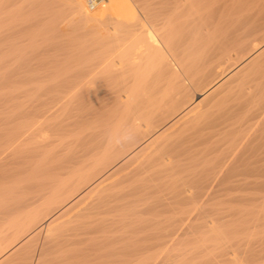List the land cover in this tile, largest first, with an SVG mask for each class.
Returning a JSON list of instances; mask_svg holds the SVG:
<instances>
[{
    "label": "bare ground",
    "instance_id": "obj_1",
    "mask_svg": "<svg viewBox=\"0 0 264 264\" xmlns=\"http://www.w3.org/2000/svg\"><path fill=\"white\" fill-rule=\"evenodd\" d=\"M26 2L28 3L26 4L25 8L27 7L28 10L33 12L31 18L29 16V19H30L29 21L32 20L33 22L37 23L38 26H40L41 28V29L37 28L39 30H42V28L44 29L45 28L44 26L47 25L48 21H50L49 16L47 17L48 14L50 15V13L52 12L51 13L52 16H50V18H54V16H56L55 14H53V12L56 11L55 10L56 6L62 3L64 4L65 7H67L66 11H68V13L72 16V19H73L72 21H74L76 24H79L80 26L82 25L83 26V27L81 26L82 29L85 28V34H88V32L86 31L90 29V32L92 31L93 33H96V34H93L97 36L95 40L97 39L100 41L104 40L105 42L109 41L110 43H114L115 46L112 47L107 52H103L97 56L94 55L95 56L94 58H92L91 55L93 53L91 52L95 50H92L90 48L92 50L90 52V57L92 59L87 58L86 61L85 59H83L84 62L83 60L80 61L81 59L80 60L78 59L79 60L78 62L79 63L81 62L82 64L81 63L79 64L78 62H77L78 64L76 63L77 59L73 55V52L72 54H70V56L72 55L71 57L68 56L69 53L67 54L68 57L66 58H64L63 56H60L63 58V61H62V58H61V61L60 59L57 60L59 61L60 65H58L57 62L53 60L55 62L53 66L57 64L58 67L64 66L63 64L65 62L64 61L65 59H67L66 61H68V58H71L72 60L71 59L69 60H71L72 62L69 61V66L67 62V65H65L67 67L65 66L63 68L60 67V69H62L61 71L56 66L55 72L56 73L59 72L58 73L59 76H57L58 74L57 75L54 74V76L57 78L53 80L54 83L53 81L51 82L52 85L48 83L50 85L49 86L47 85V83H45L47 87L49 86L47 90L49 89L48 93L50 94V96H51V92H53L56 95L51 96L53 97L51 99L49 98L50 97L49 94H48L49 97H47V95L45 94V96L51 100L48 101V103H45V105L43 106L44 107L43 110L41 109L42 111H40L39 107L36 106V108H38L39 109L38 111L40 112L37 113V111L35 110L36 108H35L34 110L36 111L37 116L36 114L30 115V116H34L36 118L35 119L33 117V119H35V120L32 119L33 121H36L38 120V118H40V119H43L41 123L42 122L44 123L45 120H47L48 118L50 119L51 117L56 115V113H59V111H60V115L64 114L63 112L65 110L64 109H63L64 111L61 110L63 106L65 107L66 105H68L70 109V107L73 106L74 104L75 105L74 110H73L74 112L69 113L70 110L68 112L65 111V114H66L65 120L64 121L61 120L62 122L55 124V125L54 124L49 125L51 127H49L45 123L46 126L44 125L45 127L44 126L43 127L47 129L46 127L48 126L49 130L47 129V131H49L50 135H52L51 138H53L54 136L56 138L60 137L59 140H55L56 138L54 137L53 141H49L50 139H49L48 134L47 136L41 135L42 133L44 134V132L40 134L41 135L39 136L40 138L37 136L38 141H36V143H39L40 145L39 150L41 151L43 149L44 153L43 154L42 152L40 153V155L42 156L37 154L39 157L38 159H36V161L37 160L38 161L34 164V166L32 167L30 166L29 168L30 171L29 170L25 171L27 173L26 175L27 177L25 176V179L23 178L24 180L21 179L22 181H20V179L18 180V182L16 181L17 184L12 188L10 187L11 189L5 195H3V199L2 201H0V236H3V238L9 236V238H7L8 240L6 241L7 243L5 242V244H8V241L9 240L10 241L7 247L4 245V243L0 244V250L2 249L1 245L2 247L4 245L6 249L9 246L17 245L20 242L19 240L21 239V236L23 237L24 235H26V233L28 234V232L32 231L33 227L36 226L37 220L39 222V219L43 218L42 217L43 213H45V216H44L45 218L43 219H46V221L48 220L47 225H48V229L50 230L52 229V227L54 228V225L56 224L58 225L57 222H59L63 217H64L63 219H66L65 217L70 215L69 218L72 216L74 218L75 217L77 218L78 222L77 220H72V218H70L72 221L77 222V224L74 227L72 226L73 228L68 226L67 223L63 224V225L66 224V226H68L67 228L68 232L71 231L68 236L69 239L67 238L68 232L66 231L65 232L67 234H65L64 232L63 233L60 232L62 230L58 232L59 234L60 233L65 234L62 236L60 235L63 238L59 237V235L58 236H56V234L54 235L58 237L59 239L61 238L60 240H57L58 242L59 241L64 242L65 241L64 238H66L68 239L66 240L68 242V243L66 242L67 245L68 244L71 245L74 243V241H75L74 244H77L76 241H78L79 239H77L76 237L82 238L81 240L84 239L82 241L84 243V241L87 240L86 239L87 237L89 239L91 238L90 240H92L93 237H90L91 235L96 236V234L98 235V233L102 235L101 232H103L104 230L103 228L106 225L111 226V224L112 225L116 224V227L118 228L120 226V222L124 224L126 220L130 221L129 218L134 217V214L136 215V213H138V212L135 213V211L138 210L140 212V210L142 209L141 207L139 210L137 209V207L141 205L142 206L148 205L149 203L148 201L149 200L151 201L152 198H153L152 202L154 203L156 200L154 199L155 198L154 196H156L157 193H159L160 191L166 188H167L166 190H169L170 188H172L173 189L172 191L173 192L175 191L174 198H176L179 202H182V204L183 202H185V204L190 206L191 209L193 210V212H191L193 216H195L194 215V211H195L197 214L196 216L198 217L199 215H203V213H205V211L202 212L200 210L201 204L199 207L198 203L199 202L208 203L209 201L211 202V201L216 200L215 197L217 195L215 193L218 192L219 190L231 189V188L236 187V190L242 191L243 190L242 187H244V191H245L246 190L245 187H246V188H249V191H250V188H251L250 186L253 187L254 184L258 190L264 187V181L262 180L257 181L259 178L264 179L263 176L260 177V174L264 173V128H263V125L262 127L259 128V129L263 128L262 131L258 130L260 132L257 133L256 135L257 139H256V136L254 138L255 141L257 140L258 142L256 141L257 143L251 146V149H245L244 147L243 148L236 147V148H231V150L228 151V148H229L228 147L226 149L227 150L226 153L223 154V150H222L223 148H222L221 149L222 151L220 150V152L218 151L216 153L217 156L212 154L213 152L215 154L216 148L214 150H212L213 148L211 149V144L213 142V139L214 137L216 138L215 136L216 134L214 133L212 135L211 132L213 133V131H215L214 130L215 128L216 130L218 129L216 126H219V125L222 126V124L226 125V123L227 122L229 123V121L232 120L235 116L239 118L238 116L239 114L244 117L243 120H246L247 118H248L247 120H249V117L250 116L252 117L251 110H250L252 109L251 107H253V109H257L255 107H259L260 111H262V107H264V95L260 93V90L262 88L264 89V86L260 90H258L259 93L258 91L255 92L253 91L255 90L253 88H254V85L256 84H254V82L251 81L253 77H255L256 81L258 80L257 77L254 76L255 75L254 73L257 71L256 67H258V69L260 67L257 65V63L261 64L259 62L264 60V0H107L106 2L101 4L96 9L92 10V12H90V10L86 8V5L83 3L82 0H33V1L27 0ZM12 15L13 13L11 14V16ZM63 16L64 14L60 16L61 18L59 17V20H62ZM12 17L15 18L17 16L14 15ZM27 21H28V18H27ZM0 24H1V21H0ZM25 26H28V25L26 24ZM50 26H52V24ZM111 26L112 27L116 26L117 29L110 33L108 32V34L106 35L105 32L108 31ZM34 27H37V26H34ZM52 27H55V26H52ZM62 27L64 26L62 25ZM25 28L26 27L22 29L24 31L30 30V28L29 29H25ZM39 30H36V31L38 32ZM45 31L47 32L48 30H45ZM60 31H57L59 32L58 34H61ZM20 32L22 33V31ZM53 32L55 31H52V34H54ZM57 32H55V34ZM52 34H49V35H52ZM4 36H6L7 38V35H4ZM93 38H92V41H93ZM182 39H183V44L181 43ZM4 40H7V39L4 38ZM36 40L37 39H35V42ZM55 40L53 41L55 42ZM60 40H61V37H60ZM48 41H46V43H48ZM71 41H73V39ZM0 42L2 43L3 41H0ZM56 42H59V40H57ZM83 42H85L84 39H83ZM94 42H97V41H94ZM109 42L105 44L106 45L108 44L109 46L110 45ZM55 44L56 43H54V45ZM84 44L86 43H83V45ZM105 44L103 43V45ZM106 45L104 47H106ZM111 45L113 46V44ZM32 47L33 49L35 48L34 46ZM96 47H97V44H96ZM87 48H89L88 45H87ZM32 51H35V50H32ZM32 51L30 52L33 53ZM75 51H74V54L77 53ZM13 53L15 52H12V54ZM81 53L84 56V52H81ZM17 54L19 53L17 52ZM46 54L48 55V52ZM65 54L63 53V55ZM22 55L24 56L23 52H22ZM54 57L56 56L54 55ZM245 57H247V59ZM54 59H57V58H54ZM15 61L16 60H14V62ZM38 62L40 61L38 60ZM37 63L36 65L40 66ZM42 63L43 62H41V64ZM45 63H47V61ZM254 65H257V66L254 67ZM262 65H264L263 61H262L261 66ZM252 66L254 67L252 68L253 71L255 70L256 71L253 72L254 74L253 77H251L252 74L251 76H248V77H251L250 81L251 83L253 82L254 85L252 86L249 83L251 86L247 84V87L250 86L249 88H251V91H253L255 95L257 93L259 94V95L257 94V99L255 98V96L250 97V93L251 94L253 93L250 91L249 88L247 89L246 87V91H243V89L240 87L239 90L240 92L241 91L243 92V96L241 95L240 92H239L240 94L237 93V95L239 96L241 95L242 97H239V99H236V100L233 99L234 102L230 101V103H232L231 106L224 107L222 105L223 108L222 106H220L221 108L218 110L217 115H213L214 111L211 114L212 116L206 115L205 113L206 111L204 107H208V106L207 105L204 106L205 103L211 101V103L209 102V104H214V102L216 103L217 101L221 100L220 98H223L222 96L227 95L228 93L233 94L232 90L234 89V87H232V85H234L235 83L233 81L235 80L236 75H237L236 77L237 81L239 80L238 81L239 84L244 82V79H246V82H247L249 79H247L248 77L246 78V76L250 74V72L248 73V70L250 71V68ZM223 69L225 71L228 70L227 72H229V73H225L222 75V76H225L227 74L225 77L221 78V80H219L217 84H214V86H211L208 89H206L205 87V91L200 90L201 92L200 91L199 93L197 92V94L193 98H190V95L192 93H190L189 95V92H191L192 90H190L191 88L189 89V87L199 86L198 88H202L200 87L202 86L200 84L203 81H206V79L211 77V75L216 74V72L218 71L221 73V70ZM260 69L262 70V68ZM259 70L257 72H259ZM44 72L45 71H43V73ZM124 73L129 74L130 75L129 78ZM240 73H241V76H242V73L244 75L242 78L239 77L241 78L242 82H240V79H238V75ZM263 73H264V67H263L261 74L264 75ZM123 74L125 77H127V78L124 77L125 80L126 79L128 80H127V84L124 83L125 87L124 85H122L124 88L121 89L120 88L121 80L119 79L118 83L116 81H118L119 77L123 78ZM257 74L259 76V73ZM39 76L41 75L39 74ZM104 76H105V79L107 78L106 80H108V82L110 81L109 82L110 85L107 86L109 87V90L110 91L115 90V91L112 94L109 93L108 92L109 90L106 89L107 87H104L105 86L104 85L102 86V88H105L108 94L105 95L106 92L105 93L101 92V94L103 93L105 95V96H101L99 92L100 96L98 95L95 97V94L98 91H100L99 86L102 85V84L100 85V83L103 82L102 79H104L103 78ZM12 78H15V77H11V79ZM47 78L48 77H46V80ZM100 78H102L101 79L102 81H99L100 83L98 86L97 81ZM211 80H208V81H211ZM261 81L262 80L260 78V83H261L260 85H262L264 79L262 82ZM121 82H123V80ZM208 83H210L211 85V82H208ZM103 84L105 83L103 82ZM242 84L244 85V83ZM97 86L99 88H97ZM237 86L238 84L236 85L234 89V91L236 90V92L238 90ZM257 86L258 85H256V87ZM45 88L46 87H44L43 90H45ZM102 91H104V89ZM86 94L87 95L89 94V96H87ZM220 94L221 96L219 97ZM221 102L222 100L220 101V105H221ZM215 105H217V103ZM216 111L217 110H215V112ZM263 111L260 113L261 114L264 113ZM34 113L35 112L32 111V114ZM246 114L249 116H247V118L245 119L244 115ZM30 116L26 118L31 119ZM238 118L235 117V120L233 119V121H237L236 119ZM244 122H247V121H244ZM230 123L232 122L230 121ZM237 123L240 124L242 122L237 121ZM34 124L36 125V123ZM197 125L199 126L198 131H191L189 132V134L186 133L187 134L185 135L186 137L182 138V135L185 133L184 132L185 128L189 130V126L190 128H192ZM39 126L41 128L42 124L40 125L39 123L38 127ZM235 126L236 125H234V127ZM226 127L224 128L225 132L227 131L226 129L231 127V125L228 126V128ZM234 127H231L230 129ZM44 128H41V129H44ZM244 128H245V125H244ZM249 129H251V126ZM234 130L232 131L233 133H234ZM217 131H221V130L218 129ZM217 135L221 136L218 133ZM236 135L239 138V135L238 134ZM244 135L243 134L240 135L242 137L241 139H243L246 136ZM247 136L249 137L250 134L249 135L247 134ZM247 136H246V140L248 138ZM31 137L32 138L30 139H33L32 135ZM27 139H28L27 135L25 136V139L22 138L23 142H26V143L28 142L26 141ZM16 140L18 139H15V141ZM214 140L216 143L219 141V140L216 141L217 139H214ZM246 140L243 142H246ZM255 141H253V143ZM242 143L239 141L240 145ZM235 144L233 143L232 145L231 143L232 146H234ZM37 147H34V148L37 150ZM20 150H16V152L17 151L19 152ZM25 152H28V151L25 150ZM219 153L221 155H219ZM211 154L212 156H215V157H209V155ZM21 156L23 155H20V157ZM114 158L115 159L117 158V160L119 159V161L116 164L114 162L115 165H113L112 164L113 162L111 161V160L114 161ZM199 162L201 163L202 165L201 168L203 169L199 171L201 173L197 174V178L196 177L192 178L194 176H192L193 174L191 175V172H192L191 169H193V172H194V168L197 166ZM238 164H239L238 166L239 168H240V165L246 166L247 168L246 167L245 169L241 168L242 170H240L236 168L237 167L236 165ZM189 169L191 170V172ZM196 169H195V172H196ZM184 172L185 174L188 172L186 175L188 176L190 174V176H188V178H184L183 177V175H185ZM254 175L256 176L257 179H255V181L252 179L254 181L253 183L251 180H248V179ZM250 182L253 184L251 185ZM110 183H111V187H109L110 185L108 186V184ZM192 183H197L198 185L197 189H199V194L197 196L189 194L190 192L189 188H191L190 185H192ZM14 184L15 183H13V185ZM106 186L110 188L108 191L111 190L110 192L111 194H109V192H106L108 194H105V195L99 194L98 197L93 198V195H96L95 193L99 192V190L101 189H104V187ZM255 186L253 188H255ZM112 187L113 189L116 188V191L117 190L118 191L115 193H112L113 191H115V190L112 191ZM119 187H120V190L117 189ZM238 188H241L242 190ZM165 192L168 193L167 191L164 190V193L160 192L159 196L161 194H165ZM197 193L198 192H196V194ZM157 200L159 201V199ZM173 200L171 199V201ZM226 201L228 200L226 199ZM165 204L166 203H164V207H165ZM187 205L185 206H186V209L188 210ZM51 206L55 207V208L53 207L54 209L52 211L49 210ZM181 206L180 204L178 205V207H180V209L178 208L180 212L182 211ZM191 209L189 208L188 211L185 210L186 212L183 210L184 211V213L182 212L183 215L186 214L187 212H188L187 214L190 215L191 214L190 211H192ZM210 210H208L206 213L209 212L210 214L211 213L213 214L215 212L216 213L219 212L216 209H215L216 211H213V212L212 210L211 211ZM165 211L163 210L164 218H165V215L167 214L165 213ZM234 212H236V210ZM259 212L261 213V211ZM46 213L48 214L53 213V215L52 216L50 215L51 217L47 215L48 217H50L48 218L46 216ZM172 213L176 214V211L175 212L172 211L168 215H171ZM260 213H258L257 215H260ZM179 214L177 213L175 217L177 218ZM210 214H208V219H207L208 221L202 219L205 221L203 226L201 225L203 221H201V223L199 224L200 227H203L202 230H204L205 233L204 231L202 232L200 228L199 230L201 232H198V233H201V234L204 233L202 234L204 235L203 237L208 236V233H210L211 234L210 239L213 238L215 240H218V237L220 238L225 233L228 234L227 233L228 230L225 228L226 232L224 230L221 231L220 233H222V235L219 236L218 233L221 228L218 227L219 228L218 230L217 225H216L218 224V221H217L218 217H216L217 219H215L216 215L214 216L213 214L214 216L213 218L211 217L212 214L211 215ZM155 215H158L157 212ZM155 215L152 217H155ZM185 216L186 215H184L183 218L179 217V220H177L178 221L177 223L169 222L166 224L168 225L173 224L172 225L173 230H175V228L179 226L177 232L180 231L181 234H184V232H187L185 231V228L189 229L188 227H191V226L193 227V225H195L194 227L196 228V230H194V227L192 230L197 231L198 228L196 226L198 225L196 224L198 223L192 224L193 222H195V220L193 221V216H192V220L189 219L191 217L187 219V217L185 218ZM167 218L169 219L170 216L166 217L165 219ZM171 218L170 220L175 221L173 218L172 219ZM143 219L144 218H141L140 221L138 222L141 224L142 223L141 220ZM184 220H188L186 221V223L189 222L190 226H184L186 224ZM189 220L192 222H190ZM229 221H230V218H229ZM145 222L147 225L145 226L146 228L144 229L143 232L147 233V235H145L146 233L144 235L147 236L150 240L144 236L145 239L147 240H145L144 238L140 239V241L143 239L145 241L141 242L142 244L139 241L140 244L138 245H141V246L140 247L138 246L137 248L134 247V250H137L139 248L138 250H143L145 253L146 251H149L152 248H161L162 249V250L160 249L161 251L165 250V252H168L169 250L168 247L170 246V245L168 246L169 233L167 236L165 232H167L168 230H171L172 228L166 231L167 225L165 226V224H163L164 223L163 217H161V219H158L156 217L155 219L151 221L150 219H148V220H145ZM174 224L175 225L178 224V225H176L175 227ZM62 226L60 227L62 228ZM113 226L115 227V225ZM69 227H70V230H69ZM121 227H122V224H121ZM110 228L106 226L105 230L108 231ZM112 229H110L111 233L116 230L114 229V231H112ZM135 229H137L136 226H135ZM190 229H189V232L191 234L192 230L190 231ZM216 229L218 231H216ZM141 230L143 229L139 228L138 232ZM230 230L231 229H229V231ZM40 231H41V228H38L36 229V231H34L35 234L34 233L33 234L37 235L40 233ZM215 231L217 235L212 236V234H216L214 233ZM50 232H49V236L47 237H49V239L52 240V238H55V237H52L53 236L51 235L52 232L51 233ZM55 233H57V231ZM33 234L31 233L30 235L34 236ZM53 234H54V231H53ZM148 234L150 235L148 236ZM103 235L105 234L103 233ZM194 235H196V233ZM50 236L52 238H50ZM99 236H97V238H99ZM70 237L71 239L74 238L73 239L74 241L70 242L71 241ZM200 238L202 240V237ZM153 241H156V242L158 241L159 243L156 244V243H153ZM170 241H171V237H170ZM58 242H55V243L59 245ZM137 242L135 243V245H137ZM0 243H1V240H0ZM47 243L48 241L43 243V245L46 246ZM191 243H194V242H191ZM25 244L26 242L22 244L23 246L21 247L22 248L25 247ZM35 244H31V245H35ZM49 244L50 245L52 244V246L55 247L53 242ZM87 244L91 245L88 242H86V245ZM20 245L18 244L16 248L18 246L20 247ZM48 245L47 247H50V245L49 246ZM58 245H56L57 248L55 247L53 249L52 247L53 251L56 250V252H58V249L61 248L60 246H63V247L66 246V244H64L65 246L63 244L60 246ZM26 246H29V244L28 245L26 244ZM5 247H4V250H5ZM171 247L173 246L171 245L170 248ZM45 248L43 250H45ZM102 248H103V245H102ZM194 248L196 249V246H194ZM78 249L79 247L77 248V250ZM4 250L0 251V255L2 254ZM64 250L67 251L65 248H63V250L61 248V250L57 253V255L59 254L60 256L61 255L63 256L62 254L63 252L61 253V251H64ZM70 250L73 251L72 253H74L75 251V249L74 250L70 249ZM45 251L39 254V257L36 259L37 262L35 261L36 264H40V261L43 259L42 254H44ZM96 251L97 250H95V252ZM191 251L192 250H190V252ZM110 252L112 253V251H109V253ZM27 253L28 252H26V254ZM69 253L70 252H68V255ZM97 253L99 254L100 252H97ZM114 253L115 252L113 251V255ZM122 254L123 253H121V256H125L124 254L123 255ZM129 254L131 255L130 252ZM64 255H67V253ZM113 255L111 256L112 257L111 259L114 260L112 263L111 262L109 263V261H107V258L108 259L110 258L109 256H107V258H104L102 256L103 258L102 257L101 258L105 259L107 261V264L108 263L109 264H153V263L155 264V262H153L155 260L151 257L152 256L151 254H149L150 256L149 255H145V257L143 256L144 257L143 259H139L137 257L138 260L132 259L134 255L132 257L128 255L132 260H137V261H131V259L130 260L128 258L125 259L124 257L120 259L118 254L117 255L115 254L116 257L115 255L114 256ZM51 256L52 255L48 257H51ZM93 256H94V259L97 258V257L95 258V255ZM32 257H34V254ZM125 257H127V255ZM166 258H168V256ZM51 259L54 261L52 257ZM74 259H77V258H72V260ZM52 260L47 261V263ZM160 261L162 262V260ZM10 262H8V264ZM42 264H45V262H42Z\"/></svg>",
    "mask_w": 264,
    "mask_h": 264
},
{
    "label": "rangeland",
    "instance_id": "obj_2",
    "mask_svg": "<svg viewBox=\"0 0 264 264\" xmlns=\"http://www.w3.org/2000/svg\"><path fill=\"white\" fill-rule=\"evenodd\" d=\"M27 0H0V21H1V24H0V36L2 37H0V41H3L2 43L0 42V48L2 49V51H1V49H0V201H2V199H3V195H5L12 187H14L17 183H16V181L18 182V180L20 179V181H22V180H24L25 179V176L27 175V173L25 172V171H27V170H29L30 171V166L32 167V166H34V164L38 161H36V159H38V155L37 154H39L40 155V153L42 152V154L44 153L43 151V149L40 151L39 150V147H40V145H39V143H36V141H38L37 139H38V137L39 136H41V135H46L47 136V134L49 135V141H53L54 140V137L53 138H51L52 137V135H50V133H49V131H47V129H48V126L49 125H55V124H58V123H60V122H62V121H64L65 120V118H66V114H65V111L66 112H68L69 110L71 111H69V113H73L74 111V104H73V106H71L70 107V109H69V107H68V105H66L65 107L63 106V108H61V110H63L62 112L65 114H61L60 115V111H59V113H56V115H54L53 117H51L50 119L48 118H46L47 120H45V122L43 123H41V121H43V119H40V118H38V120H36V121H38V122H36V121H33V120H35L36 118L34 117V116H30V115H35L36 114V111H37V113L38 112H40V111H42L43 110V106L45 105V103H48V101H50L53 97H51V96H55L56 94H54L53 92H51V96H50V94L48 93L49 92V89L47 90V88H49V86L50 85H52V81L53 80H55L57 77H55L54 76V74L55 75H57L58 73H56L55 72V68H56V66H57V64L58 65H60L59 64V61H57L58 59H60V61H61V58L62 57H60V56H63L64 58H66V57H68V56H70V54H72V52H73V55L76 57V63L80 60V61H82L83 59H85V61H86V59L88 58V59H92V58H94L95 56H97V55H100L101 53H103V52H107L108 50H110L112 47H114L115 45H114V43H110L109 41H100V40H95L96 38H97V36L96 35H93V34H96V33H93L92 31L90 32V29H88V31H86V32H88V34H85V28H83L82 29V27L79 25V24H76L74 21H72L73 19H72V16L68 13V11H66L67 9V7H65L64 6V4H62V3H60V4H58V6H56V8H55V12H53V14H55L56 16H54V18H50V16H52L51 15V13H50V15L48 14L47 15V17L49 16V19H50V21H48L47 22V25L46 26H44L45 28H47V29H43L42 28V30H43V32H42V30H39V29H41L40 28V26H38V24L37 23H35V22H33L32 20L31 21H29L30 19H29V16H30V18H31V16H32V14H33V12L32 11H30V10H28L27 9V7L25 8V6H26V4L29 2H26ZM33 1V0H32ZM31 2V1H30ZM20 3V4H19ZM18 5V6H17ZM17 6V7H16ZM133 7V6H132ZM26 10V11H25ZM28 10V11H27ZM30 11V12H29ZM16 12V13H15ZM28 12V13H27ZM90 12H92V11H90ZM13 13V15L12 16H17V17H15V18H13L12 16H11V14ZM15 13V14H14ZM62 14H64V16L62 17L63 19L62 20H59V17L60 16H62ZM8 15V16H7ZM83 15V14H82ZM81 15V16H82ZM3 16H4V18H3ZM9 18V19H8ZM11 18V19H10ZM27 18H28V21H27ZM61 18V17H60ZM4 19V20H3ZM3 20V21H2ZM20 20V21H19ZM57 22H56V21ZM22 21V22H21ZM67 21V22H66ZM12 22H14V23H12ZM66 22V23H65ZM69 22V23H68ZM3 23V24H2ZM67 23H68V25H67ZM14 24H15V26H14ZM28 25V26H25V25ZM36 24V25H35ZM52 24V26H55V27H52V26H50ZM56 24H58V25H56ZM60 24V25H59ZM64 26V27H62V25ZM73 24H75V25H73ZM13 25V26H12ZM30 26V27H29ZM33 26V27H32ZM34 26H37V27H34ZM5 27V28H4ZM9 27V28H8ZM17 27V28H16ZM24 27H26L25 29H29L30 28V30H23L22 28H24ZM65 27H66V29H65ZM81 27V28H80ZM8 28V29H7ZM36 28V29H35ZM37 28H39V29H37ZM13 29V30H12ZM57 29V30H56ZM68 29V30H67ZM117 29V27L116 26H111L110 27V29L108 30V31H106L105 32V34L107 35L108 34V32L110 33V32H112V31H115ZM2 30V31H1ZM12 32H11V31ZM36 30H39L38 32L36 31ZM45 30H48L47 32L45 31ZM61 30V31H60ZM67 30V31H66ZM83 30V31H82ZM18 31H19V33H18ZM20 31H22V33L20 32ZM40 31H41V33H40ZM52 31H55V32H57V31H60V33L61 34H58L59 32H57L56 34H55V32H53L54 34H52ZM66 31V32H65ZM79 31H81V32H79ZM17 32V33H16ZM76 32V33H75ZM6 33V34H5ZM12 33V34H11ZM75 33V34H74ZM3 34V35H2ZM17 34H19V35H17ZM42 34V35H41ZM49 34H52V35H49ZM58 34V35H57ZM4 35H7V38H6V36H4ZM62 35V36H61ZM77 36V38H76V36ZM14 36V37H13ZM92 36V37H91ZM38 37V38H37ZM58 37V38H57ZM60 37H61V40H60ZM63 37V38H62ZM84 37V38H83ZM89 37V38H88ZM94 37V38H93ZM4 38L5 39H7V40H4ZM49 38V39H48ZM92 38H93V41H92ZM35 39H37L36 40V42H35ZM46 39V40H45ZM55 40V39H57V40H59V42H56L57 40H55V42L53 41V40ZM73 39V41H71ZM83 39H84V41L85 42H83ZM33 40V41H32ZM40 40H42V41H40ZM44 40V41H43ZM49 40V41H48ZM70 40V41H69ZM41 43H40V42ZM46 41H48V43H46ZM52 41H53V43H52ZM94 41H97V42H94ZM186 41V40H185ZM185 41H184V43H185ZM35 42V43H34ZM71 42V43H70ZM99 42H101V43H99ZM110 43V45L111 44H113V46L111 45H109L108 46V44L106 45L105 43ZM32 43V44H31ZM39 45H38V44ZM44 43V44H43ZM54 43H56L55 45H57V46H55L54 45ZM58 43V44H57ZM83 43H86V44H84L83 45ZM103 43L106 45V47H104L105 45H103ZM181 43L183 44V39L181 40ZM3 44V45H2ZM36 44V45H35ZM43 44V45H42ZM66 44H68V45H66ZM92 44V45H91ZM96 44H97V47H96ZM30 45H31V47L32 46H34L35 48L33 49V47H32V49H31V47H30ZM49 45V46H48ZM71 45H72V47H71ZM87 45L89 46V48H87ZM91 45V46H90ZM3 46V47H2ZM11 46H12V48L14 47V48H16V49H12L11 48ZM36 46H38V47H36ZM45 46H46V48H45ZM54 46V47H53ZM85 46V47H84ZM30 47V48H29ZM40 47H41V49H40ZM56 47H57V49H56ZM64 47V48H63ZM80 47V48H79ZM95 47V48H94ZM102 47V48H101ZM36 48H38V49H36ZM73 48H75V49H73ZM83 48V49H82ZM87 50H86V49ZM95 50V51H93V52H91L92 50ZM94 48V49H93ZM107 50H106V49ZM12 49V50H11ZM31 49V50H30ZM45 49H46V51L48 52V55L46 54L47 52L45 51ZM70 49V50H69ZM73 49V50H72ZM82 49V50H81ZM88 49H90V50H88ZM32 50H35V51H32ZM38 52H37V51ZM41 50V51H40ZM54 50V51H53ZM55 50H56V52H55ZM76 50V51H75ZM30 51H32L33 53H31ZM46 53H45V52ZM58 51V52H57ZM71 51V52H70ZM74 51L75 52H77V53H75L74 54ZM79 51V52H78ZM99 51V52H98ZM12 52H15V53H13L12 54ZM17 52L19 53V54H17ZM22 52L24 53V56L22 55ZM26 52V53H25ZM29 52V53H28ZM43 52V53H42ZM51 52V53H50ZM53 52V53H52ZM81 52H84V56L86 57H84L83 56V54L81 53ZM85 52H87V53H85ZM90 52L91 53H93L91 56H92V58L90 57ZM45 53V54H44ZM55 53V54H54ZM63 53L65 54V55H63ZM69 53V54H68ZM15 54V55H14ZM29 54V55H28ZM56 56V57H54V55ZM57 54V55H56ZM67 54H68V56H67ZM77 54V55H76ZM82 54V55H81ZM19 55H20V57H19ZM42 55V56H41ZM45 55V56H44ZM89 55V56H88ZM95 55V56H94ZM249 55H251V54H249ZM24 58H23V57ZM28 58H27V57ZM72 56V55H71ZM70 56V57H71ZM23 59H22V58ZM48 57V58H47ZM78 57V58H77ZM248 57V56H247ZM247 57H245L246 59H247ZM250 57V56H249ZM20 58V59H19ZM51 58H53V59H51ZM54 58H57V59H54ZM73 58V57H72ZM41 59H42V61H41ZM46 59V60H45ZM48 59H49V61H48ZM69 59H71V58H68V61H66L67 59H65L64 61V66L65 65H67V62H68V66H69V61L70 62H72L71 60H69ZM74 59V58H73ZM79 59V60H78ZM14 60H16L15 62H14ZM34 60V61H33ZM38 60L40 61V62H38ZM55 62H57V64H55L54 66H53V64L55 63ZM47 61V63H45ZM53 61V62H52ZM62 61H63V58H62ZM75 61V60H74ZM73 61V62H74ZM263 61V63H264V60H262ZM262 61H260L259 63H261L262 64ZM38 64V65H40V66H37L36 65V63ZM41 62H43L42 64H41ZM83 62H84V60H83ZM35 63V64H34ZM50 63V64H49ZM75 63V64H76ZM79 63V62H78ZM77 63V64H78ZM81 63V62H80ZM79 63V64H80ZM61 64H62V62H61ZM71 64V63H70ZM82 64V63H81ZM261 64H258L257 63V65L258 66H260L259 67V69L260 68H262V70H263V67H264V65H262L261 66ZM33 65V66H32ZM74 65V64H73ZM257 65H254V67L255 66H257ZM35 66H37V67H35ZM42 66H43V68H42ZM64 66H57V68L61 71L62 69H60V67H64ZM71 66V65H70ZM12 67H14V68H12ZM18 67H19V69H18ZM52 67V68H51ZM65 67H67V66H65ZM253 66L250 68V71L248 70V73L250 72V74L249 75H247L246 76V74H245V76H246V78L248 77V76H251V74H252V76L251 77H253V75L254 76H256L257 77V81L255 80V77H253L252 78V80L250 79L251 77H248L247 79H249L247 82H246V79H244V82H242V80H241V78L244 76L243 75V73H242V76H241V73L238 75V79H240V82H242V83H244V85L241 83V84H239L238 83V81H237V75H236V77H235V80L233 81V82H235L236 83V85L238 84V86H237V92H236V90L234 91V89H235V87H236V85H235V83H234V85H232V87H234V89L232 90L233 91V94H235V95H233L232 93L230 94V93H228L227 95H224V96H222L223 98H220L221 100H222V102H221V105H220V101L221 100H219V101H217L216 103H217V105H215L216 103L214 102V104H209V102L211 103V101H209V102H207V103H205V105L204 106H208V107H204L205 108V113H206V115H208V116H212L211 114L213 113V111H214V113H213V115H217V113H218V110L221 108L220 106H224V107H228V106H231V104L232 103H230V101L231 102H234V100L233 99H239V97H242L243 96V92L241 91L240 92V87L243 89V91H246V87H247V84L248 85H254V84H256V85H258L257 87H256V85H254V88L253 89H255V90H253V91H258V90H260L264 85V81H263V79H264V75H262L261 74V72H262V70L260 71L259 69H258V67H256L257 68V71L259 70V72H257L255 69V71H253V69L252 68H254ZM8 68V69H7ZM16 69H18V70H16ZM37 69V70H36ZM39 69V70H38ZM226 69V68H225ZM252 69V70H251ZM8 70H10V71H8ZM12 70H14V71H12ZM48 70V71H47ZM52 70H54V71H52ZM17 71V72H16ZM21 71V72H20ZM38 71V72H37ZM43 71H45L44 73H43ZM228 70H221V73L218 71V72H216V74H214V75H211V77H209L208 79H206V81H203L200 85H202V86H200V87H202V88H198L197 86H192V87H189V89L190 90H192L191 92H189V95H190V93H192L191 95H190V98H193L196 94H197V92L199 93V91L200 90H203V91H205V87H206V89H208V88H210L211 86H214V84H217L218 82H219V80H221V78H223V77H225V76H222L223 74H225V73H229V72H227ZM251 71H252V73H251ZM26 72V73H25ZM253 72H255L254 74H253ZM19 73H21V74H19ZM43 73V74H42ZM218 73H220V74H218ZM257 73H259V76H258V74ZM39 74L41 75V76H39ZM125 74V73H124ZM124 74H123V78L122 77H119L118 78V81H116L117 83L119 82V79L122 81L123 80V82H121L120 81V83H121V86L122 85H124V83L125 84H127V80L128 79H126L125 80V78H127V77H125L124 76ZM264 74V73H263ZM14 75V76H13ZM125 75H127L128 76V78H129V74H125ZM221 75V76H220ZM38 78H37V77ZM57 76H59V74L57 75ZM260 76H262V77H260ZM11 77H15V78H12L11 79ZM42 77V78H41ZM46 77H48L47 78V80H46ZM125 77V78H124ZM239 77H241V78H239ZM259 77V78H258ZM41 78V79H40ZM104 79H102V78H100L97 82H98V86H99V81H102L103 80V82L105 83V84H103V82L102 83H100V85L101 86H99L100 87V91H98L96 94H95V97L96 96H100V94H101V92H103V93H105L106 92V90H105V88H102V86H104V87H107V86H109L110 84H109V82H108V80H106L105 79V76L103 77ZM245 78V77H244ZM260 78H261V80L263 81V83H262V85H260L261 83H260ZM14 79V80H13ZM20 79V80H19ZM22 79V80H21ZM102 79V80H101ZM213 81H212V80ZM42 80H44V81H42ZM106 80V81H105ZM208 80H211V81H208ZM253 81L254 82V84H253V82L251 83V81ZM215 81V82H214ZM261 81V82H262ZM40 82V83H39ZM42 82V83H41ZM96 82V83H97ZM208 82H211V85H210V83H208ZM245 82H246V84H245ZM39 83V84H38ZM44 83V84H43ZM45 83H47V85H49L48 87H47V85L45 84ZM49 83V84H48ZM53 83H54V81H53ZM123 83V84H122ZM209 85H208V84ZM213 83V84H212ZM250 83V84H249ZM258 83V84H257ZM111 84H112V82H111ZM203 84H205V85H203ZM233 84V83H232ZM39 85V86H38ZM41 85H42V87H41ZM208 85V86H207ZM250 85V86H251ZM97 86V88H99ZM120 86V88L121 89H123L124 87H125V85H124V87L122 86L121 87ZM243 86V87H242ZM250 86H248L247 87V89L250 87ZM40 87V88H39ZM44 87H46L45 88V90H43L44 89ZM245 87V88H244ZM111 88V87H110ZM104 89V91H102ZM106 89H108L109 90V87H107ZM196 89V90H195ZM241 89V90H242ZM245 89V90H244ZM250 89V91H251V88H249ZM263 89V88H262ZM260 90V93L262 94V95H264V89L263 90ZM41 90H42V92H41ZM98 90V89H97ZM189 90V91H190ZM37 91H39V92H37ZM115 90H109L108 92L109 93H113ZM202 91V92H203ZM249 91V90H248ZM249 91V92H250ZM253 91H251L253 94H254V92ZM45 92V93H44ZM99 92H100V94H99ZM201 92V91H200ZM241 93V95L239 96V95H237V93L238 94H240ZM263 92V93H262ZM41 93H42V95H41ZM101 94V96H105L106 94H108L107 92L105 93V95L104 94ZM245 93V92H244ZM258 93H259V91H258ZM257 93V94H258ZM45 94L47 95V97H49V98H51V99H49V98H47L46 96H45ZM48 94H49V96H48ZM230 94V95H229ZM253 94H251L250 93V97H254L255 96V98L257 99V94L255 95H253ZM87 95V94H86ZM85 95V96H86ZM259 95V94H258ZM261 95V96H262ZM39 96H41V97H39ZM87 96H89V94L87 95ZM221 96V94L219 95V97ZM231 98H230V97ZM39 97V98H38ZM44 97V98H43ZM238 97V98H237ZM38 98V99H37ZM259 98H260V96H259ZM43 99H44V101H43ZM230 99H232V100H230ZM42 100V101H41ZM47 100V101H46ZM228 100V101H227ZM39 102V103H38ZM42 102V103H41ZM212 102V103H213ZM226 103V104H225ZM40 104V105H39ZM42 105V106H41ZM210 105V106H209ZM214 105V106H213ZM36 106H38L39 107V109H40V111H38L39 109L38 108H36ZM223 106H222V108H223ZM41 107V108H40ZM211 107V108H210ZM216 107H217V109H216ZM36 108V109H35ZM203 108V109H204ZM252 109H253V107H251ZM255 108H257V109H250L251 110V115H252V117L250 116L249 117V120H247L248 118H247V116H249V115H244L245 116V119L246 120H243V116H241L240 114L238 115L239 116V118L237 117V116H235L236 118H238V119H236L238 122H242V123H244V124H242V123H237V121H233V119L235 120V117L232 119V120H230L232 123H230V121H229V123L227 122L226 123V125H227V127H226V125L225 124H222V126H216L219 130H221V131H217L216 130V128L214 129L218 134H220L221 136H219V135H217V133L215 132V131H213V133L211 132V134L213 135L214 133L216 134L215 136H216V138L214 137V139H217L216 141H218L217 143L215 142V140L213 139V142H212V144H211V149L212 150H214L215 148V154H214V152L212 153L213 155H215V156H217L216 155V153L219 151L220 152V150L222 149L223 150V154H225L226 153V149L228 148V151L229 150H231V148H236V147H241V148H245V149H251V146H253V145H255L257 142L255 141V136L257 135V133H259L260 131H258V130H261L262 131V129L264 128V113H260V112H262L263 111V109H264V107H262V111H260V108L259 107H255ZM259 108V109H258ZM36 111H35V110ZM42 109V110H41ZM67 109V110H66ZM212 111H211V110ZM215 110H217L216 112H215ZM257 110H259V111H257ZM32 111L33 112H35L34 114H32ZM253 112H254V114H253ZM264 112V111H263ZM29 113V114H28ZM68 113V114H69ZM64 115V116H63ZM243 115V114H242ZM31 117V119L30 118H26V117ZM36 116H37V114H36ZM260 116H262V117H260ZM33 117L35 118V119H33ZM254 117V118H253ZM62 118V119H61ZM250 118H251V120H250ZM33 119V120H32ZM53 119V120H52ZM59 119H60V121H59ZM243 121H242V120ZM259 119V120H258ZM40 120V121H39ZM62 120V121H61ZM256 120V121H255ZM244 121H247V122H244ZM36 123V125L34 124V123ZM250 122V123H249ZM252 122V123H251ZM39 123H40V125L42 124V126H41V128H44L45 126H46V124L48 125L46 128L47 129H41L40 128V126L38 127V125H39ZM46 123V124H45ZM52 123V124H51ZM235 123V124H234ZM248 123H249V125H248ZM229 124V125H228ZM45 125V126H44ZM231 125V127H234V125H236L234 128H232V129H230V128H228V126H230ZM243 125V126H242ZM244 125H245V128H244ZM262 125H263V128H261V129H259L260 127H262ZM44 126V127H43ZM226 128H228V129H226L227 131L225 132V127ZM239 128H238V127ZM246 126H248L249 128H250V126H251V129H249L248 127H246ZM49 127H51V126H49ZM186 127H188V126H186ZM224 127V128H223ZM237 130H236V129ZM255 128V129H254ZM236 130V132H235V130ZM28 130V131H27ZM49 130V129H48ZM184 130V129H183ZM199 130V126L197 125V126H194V127H192V128H190V126H189V130L187 129V128H185V130H184V134L182 135V138H184V137H186L185 135H187L186 133H188L189 134V132H191V131H198ZM234 130V133L232 132ZM229 131H230V133H229ZM25 134H24V133ZM39 132V133H38ZM42 132H44V134L42 133ZM224 132V133H223ZM34 135H33V134ZM42 133V134H41ZM238 134L239 135V138H238V136L236 135V134ZM22 134V135H21ZM39 134V135H38ZM41 134V135H40ZM224 136H223V135ZM246 135L247 136V134L249 135L250 134V138L248 137L247 138V140H246V136L243 138V139H245L246 140V142H243V141H245V140H243V139H241L242 137L240 136V135ZM21 135V136H20ZM27 135V140L26 141H28L27 143L26 142H23V140H22V138H24L25 139V136ZM31 135L33 136V139H30V138H32L31 137ZM36 135V136H35ZM38 136V137H37ZM180 136V135H179ZM178 136V137H179ZM237 136V137H236ZM19 137H20V139H19ZM36 137V138H35ZM221 137V138H220ZM40 138V137H39ZM56 138V137H55ZM60 138V137H59ZM59 138L57 137L55 140H59ZM15 139H18V140H16L15 141ZM225 141H223V140ZM256 139H257V136H256ZM221 140H222V142H221ZM263 140V139H262ZM15 141V142H14ZM18 141H19V143H18ZM239 141L242 143L241 145L239 144ZM253 141H255L254 143H253ZM20 142H21V144H23V145H21L20 144ZM240 145H238L237 143ZM218 145V147H217V145ZM219 143V144H218ZM231 143H232V145H233V143L235 144L234 146H232L231 145ZM216 146H215V145ZM250 144V145H249ZM25 145V146H24ZM221 145V146H220ZM237 145V146H236ZM245 145H247V146H245ZM14 146H15V148H14ZM21 146V147H20ZM23 146V147H22ZM38 146V147H37ZM34 147H37V150L34 148ZM8 148V149H7ZM28 148V149H27ZM9 149H11V150H9ZM15 149V150H14ZM20 149H22V150H20ZM16 150H20L19 152L17 151L16 152ZM25 150H27L28 152H25ZM211 150V151H212ZM221 150V151H222ZM14 151V152H13ZM40 151V152H39ZM22 152V153H21ZM24 152H25V154H24ZM19 155H18V154ZM8 154H9V156H8ZM212 154L211 155H209V157H215V156H212ZM20 155H23V156H21L20 157ZM219 155H221L220 153H219ZM218 155V156H219ZM27 156V157H26ZM40 156H42V155H40ZM35 157V158H34ZM22 158V159H21ZM41 158V157H40ZM8 159V160H7ZM4 160V161H3ZM113 163V165H115L118 161H119V159L117 160V158L115 159L114 158V161L113 160H111ZM20 164H19V163ZM114 162H115V164H114ZM2 163H3V165H2ZM6 163V164H5ZM30 165H29V164ZM33 163V164H32ZM109 164V163H108ZM110 164H111V162H110ZM2 165V166H1ZM113 165H111V166H113ZM201 165V163L199 162L198 164H197V166L194 168V172H193V169H191L192 170V172H191V170H190V172H191V175L192 176H194V177H192V178H197V174L198 173H201V172H199V171H201L203 168H201L202 167V165ZM27 166H29V167H27ZM110 166V167H111ZM237 167L236 168H238V169H240V170H242V169H245V167L246 166H241L240 165V168L238 167L239 166V164L238 165H236ZM10 167V168H9ZM109 167V168H110ZM27 168V169H26ZM197 168V169H196ZM242 168V169H241ZM247 168V167H246ZM195 169H196V172H195ZM32 170V169H31ZM5 171V172H4ZM186 172V171H185ZM185 172H184V174H185ZM189 172V171H188ZM187 172V173H188ZM26 173V174H25ZM30 173V172H29ZM186 173V174H187ZM183 175V177L184 178H188V176H190V174L187 176V175ZM263 174V175H262ZM255 176V175H254ZM254 176H252V177H250L248 180H251L253 183H254V181H255V179H257L256 178V176L254 177ZM261 176H263L264 177V173H261L260 174V177ZM27 177V176H26ZM259 177V176H258ZM24 178V179H23ZM190 178V177H189ZM191 178V179H192ZM22 179V180H21ZM254 181H253V180ZM264 181V179L263 178H259L257 181ZM13 183H15L14 185H13ZM251 183V182H250ZM253 183H251V185L253 184ZM11 185H13V186H11ZM110 185V186H109ZM113 185V184H112ZM194 185V186H193ZM195 185H196V187H195ZM108 186L109 187H111V183L110 184H108ZM254 186H255V184H254ZM253 186V187H254ZM11 187V188H10ZM190 187L191 188H189V194H192V195H198L199 194V189H197L198 188V185H197V183H192V185H190ZM194 187H195V189H194ZM249 187V186H248ZM251 188H250V191H249V188H246L245 187V189L247 190H245L244 191V187H242V189L241 188H238V189H240V190H242V191H239V190H236V187L235 188H231V189H224V190H219L218 192H216L215 194L217 195H215L216 197V200H214V201H209L208 203L207 202H203V203H198L197 205L200 207V204H201V208L203 209H201L200 208V210L203 212V211H205V213L208 211V210H212V212L213 211H219V212H215V213H213L214 214V216H215V219H217L216 217H218V219H217V221H218V224H216L217 225V228L219 227V228H221L220 230H219V228H218V230H219V233H218V235L219 236H221L222 235V233H220L221 231H225L226 229L229 231V229H231L229 232L227 231V233L228 234H226L225 232V234H223L220 238L218 237V240H215V239H210L211 238V234L210 233H208V236H205V237H203L204 235H202V234H204L205 233V231L204 230H202L203 229V227H200L199 226V224L201 223V221H203V223H201V225L203 226V224L205 223V221L204 220H206V221H208L207 219H208V214H210L209 212L208 213H203V215H199L198 217L196 216L197 214H196V212L194 211V215L195 216H193V214L191 213V212H193V210L191 209V207L190 206H188L187 204H185V202H183V204H182V202H179L176 198H174V193H175V191L173 192L172 190V188H168L169 190H166V189H164L165 191H167L168 193H166L165 192V194H161L160 196H159V193L161 192V193H164V190H162V191H160L159 193H157L156 194V196H154L155 198L154 199H159V201L157 202L156 200H155V204L152 202V200H153V198L151 199V201L149 200L148 202V205H141V206H139V207H137V209H139L140 210V208L142 207V209L140 210V212L138 211V210H136L135 211V213L136 212H138V213H136V215L134 214V217H131V218H129L130 219V221L129 220H126L125 222H124V224L122 223V222H120V226L117 228L116 227V224H113V225H115V227L111 224V226L110 225H106L108 228H110V227H112V228H110V229H112V231H114V229H116L114 232H112L111 233V230L109 229H107L108 231H109V233H108V231H106L105 230V228H106V226H104V230H103V232H101L102 233V235L101 234H99L98 233V235L96 234V236L95 235H91L90 237H93V238H95V239H93L92 238V240H90L88 237L86 238L87 240L86 241H84V243L82 242L83 240H81L82 238H78V237H76L77 239H79L78 241H76L77 242V244H74L75 243V241L73 240V239H71V237H70V239H71V241L70 242H72V241H74V243L73 244H68L67 245V241L66 240H68L69 239V234H70V232H68V226H70V227H74L76 224H77V222H78V220H77V218L75 217H73L72 215V217H70V218H72V220H77V222H75V221H72L70 218H69V216L70 215H68V216H66L65 218L66 219H61L59 222H57L58 223V225L56 226V225H54V228L52 227V229L50 230V229H48V223H47V221H46V219H43V218H45L44 216H45V213H43L42 215V217L43 218H40L39 219V222H40V224H39V222H38V220H37V223H36V226H34L33 227V229H32V231H30L32 234L34 233V231H36V229H38V228H41V231H40V233L39 234H37V235H34V236H32V235H30L31 233L30 232H28V234L26 233V235H24L23 237L21 236V239L19 240L20 242L18 243L19 245H20V247L18 246L17 248H16V246L18 245H15V246H9L7 249H6V247L8 246V244H9V241H8V244H5V242L8 240L7 238H9V236L8 237H4L3 238V236H0V240H1V243L0 244H2V243H4V245L6 246H4L3 245V247H2V245H1V250H4V247H5V250L2 252V254L0 255V260L2 261H0V264H8V262H10V260H11V264H36L35 263V261H36V259L39 257V254L40 253H43V251H45L44 252V254H42L43 256H42V260L40 261V264H42V262H45V264H50L51 262V264H101V263H103V264H107V261H109V263L111 262H113L114 260H112L111 258V256L113 255V251L115 252L114 253V255L116 254H118V256L120 257V259L122 258V257H124L125 259H131L130 257H132L133 255V257H132V259H137L138 260V258L139 259H143L144 257H145V255H149V254H151L152 256V258L155 260V261H153V262H155V264H264V215H262V214H264V187L263 188H261V189H257L256 188V186H255V188L257 189V191H256V189L255 188H253L252 186H250ZM252 188H253V190H252ZM105 189V190H104ZM104 189H101V190H99V192H97V193H95L96 195H93V198L94 197H98L99 196V194L100 195H105V194H108V193H106V192H109V194H111L110 192H111V190L110 191H108L110 188H108L107 186L106 187H104ZM117 189H119L120 190V187L119 188H117ZM122 189V188H121ZM232 189H234V190H232ZM255 189V190H254ZM104 190V191H103ZM113 190H115V191H113ZM260 190H261V192H260ZM5 191V192H4ZM101 191V192H100ZM112 193H115V192H117L116 191V188H114L113 189V187H112ZM236 191V192H235ZM196 192H198L197 194H196ZM245 192V193H244ZM249 192V193H248ZM241 193V194H240ZM249 195H248V194ZM256 193V194H255ZM188 194V195H189ZM248 195V196H246V195ZM163 195H164V197H163ZM237 195V196H236ZM241 195V196H240ZM171 196H173V197H171ZM236 196V197H235ZM252 198H251V197ZM157 197H159V198H157ZM222 197H224V198H222ZM245 197V198H244ZM246 197H247V199H246ZM162 198V199H161ZM173 200V201H171V199ZM236 198V199H235ZM248 198H249V200H248ZM226 199L228 200V201H226ZM169 202H168V201ZM175 200H176V202H175ZM164 201H166V202H164ZM150 202H152V203H150ZM166 203L165 204V207H164V203ZM224 202H226V203H224ZM168 203V204H167ZM172 203H174V204H176V205H174V204H172ZM206 203V204H205ZM154 204V205H153ZM180 204V206H181V209H182V211L180 212V207H178V205ZM210 204V205H209ZM220 204V205H219ZM245 204V205H244ZM153 205V206H152ZM184 205V206H183ZM185 205H187L188 207V210H189V208L192 210V211H190V213L192 214H184V215H186L185 216V218L187 217V219L189 218V217H191V218H189L190 220H192V216H193V221L195 220V222H193L192 224H194V223H198V224H196V225H198V226H196L197 228H198V230L197 231H193L192 229H193V227L195 226V225H193V227L191 226V227H188L189 229H190V231H191V234H192V232H193V234L191 235L190 234V232H189V229H186L185 227H183V228H185V231H187V232H184V234H181L180 233V231H178L177 232V230H178V227H176V225H178V224H174L175 225V230H173V228H172V225L173 224H166V223H177L178 221L177 220H179V217H182L183 218V213H184V211L185 210H187L186 209V206ZM207 205H209V206H207ZM170 206V207H169ZM176 206V207H175ZM54 206H51L50 207V211H52L54 208H53ZM99 207H100V205H99ZM164 207V208H163ZM169 207V208H168ZM183 207V208H182ZM210 208V209H208V208ZM231 207V208H230ZM155 208V209H154ZM161 208V209H160ZM163 208V209H162ZM175 208V209H174ZM179 208V209H178ZM103 209V208H102ZM134 209V208H133ZM135 209H136V207H135ZM167 209V210H166ZM171 209H172V211L173 212H175L176 211V214L178 213L179 214V212H180V214L178 215V219L175 217L176 216V214H174V213H172L171 215H168L169 213H171L172 211H171ZM206 209H208V210H206ZM216 209V210H215ZM222 209V210H221ZM225 209V210H224ZM48 210V211H49ZM163 210L165 211V213H167L166 215H168V216H166L165 215V218L166 217H169L170 216V218H171V216H172V218L175 220V221H172V220H170V218L168 219H165L164 218V212H163ZM175 210V211H174ZM184 210V211H183ZM187 210V211H188ZM210 210V211H211ZM221 210V211H220ZM229 210V211H228ZM236 210V212H234ZM47 211V212H48ZM144 211V212H143ZM159 211H160V213H159ZM168 211H170V212H168ZM225 211V212H224ZM239 211V212H238ZM250 211H251V213H250ZM259 211H261V213L259 212ZM156 212H157V214L158 215H155L156 214ZM163 212V213H162ZM183 212V213H182ZM186 212V211H185ZM201 212V213H202ZM224 212V213H223ZM233 212V213H232ZM254 212V213H253ZM263 212V213H262ZM50 213V212H49ZM258 213H260V215H257ZM138 214V215H137ZM141 214V215H140ZM159 214H163L162 216L161 215H159ZM212 214V213H211ZM210 214V215H211ZM213 214H212V216L211 217H213L214 218V216H213ZM244 214V215H243ZM257 216H256V215ZM52 216L53 215V213H51V214H48V213H46V216ZM155 215V217H152V216H154ZM188 215V216H187ZM210 215H209V217H210ZM47 216V217H48ZM50 216V217H51ZM201 216V217H200ZM204 216V217H203ZM207 216V217H206ZM220 216H222V217H220ZM233 216V217H232ZM235 216V217H234ZM50 217H48V218H50ZM107 217H109V216H107ZM158 218V219H161V217H163V219H164V223L163 224H165V226H166V231L168 230V229H170V228H172L171 230H168L167 232H165L166 233V235L168 236V233H169V239H168V246L170 245H172L173 247H171L170 248V246L168 247V252H165V250H163V251H161L162 249L161 248H152V249H150L149 251H146L147 252V254H146V252L144 253V251L143 250H134V247H140L141 245H138V244H140L141 242H143V241H145V240H147V239H149L147 236H145V235H147V233L145 234L143 231H144V229L146 228L145 226L147 225L146 224V222H145V220H148V219H150V221L151 220H153V219H155V218ZM196 217V218H195ZM220 217V218H219ZM139 218V219H138ZM141 218H144L143 220H141L142 221V225L138 222V221H140V219ZM171 218V219H172ZM176 218V219H175ZM195 218V219H194ZM200 218V219H199ZM223 218V219H222ZM229 218H230V221H229ZM43 221H42V220ZM116 219V218H115ZM181 219V218H180ZM198 219V220H197ZM202 219H204V220H202ZM45 220V221H44ZM170 220V221H169ZM189 220V221H190ZM221 220V221H220ZM81 221V220H80ZM79 221V222H80ZM133 221V222H132ZM186 221H188V220H184V222L186 223ZM130 222V223H129ZM190 222H192V221H190ZM64 223H67V225L68 226H66V224L65 225H63ZM132 223V224H131ZM217 223V222H216ZM39 224V225H38ZM117 224H119V223H117ZM121 224H122V227H121ZM184 224V223H183ZM189 224V225H188ZM191 224V225H192ZM220 224V225H219ZM38 225V226H37ZM63 225V226H62ZM139 225V226H138ZM171 225V226H170ZM219 225V226H218ZM60 226H62V228L60 227ZM66 228H65V227ZM135 226H136V228L137 229H135ZM184 226H190V223L188 222V223H186ZM228 226V227H227ZM36 227V228H35ZM44 227V228H43ZM58 227V228H57ZM70 227H69V230H70ZM72 227V228H73ZM121 227V228H120ZM48 229V231H47V229ZM51 228V227H50ZM139 228L140 229H143V230H141V231H139L140 233H142V234H140L139 232H138V230H139ZM199 228L202 230V232L204 231V233H198V232H201L200 230H199ZM223 228V229H222ZM226 228V229H225ZM119 229V230H118ZM57 231V233H55L56 231ZM60 230H62V231H60ZM127 230V231H126ZM130 232H129V231ZM136 230H137V232H136ZM194 230H196V228L194 227ZM206 230V229H205ZM217 229H216V231H218ZM52 233H51V232ZM53 231H54V234H53ZM64 232L65 234H67L66 232H68V235H67V238L68 239H66V238H64V242H58L57 240H60L61 238H63V237H61L62 235H65V234H59L58 232ZM66 231V232H65ZM106 231V232H105ZM216 231L214 232V233H216ZM49 232L51 233V235H53L52 237H55V238H52L51 236H50V238H52V240L51 239H49V237H47V236H49ZM135 232H136V234H135ZM178 234H177V233ZM189 232V233H188ZM196 233V235H194L195 233ZM103 233L105 234V235H103ZM127 233V234H126ZM129 233V234H128ZM138 233V234H137ZM175 233V234H174ZM47 234V235H46ZM56 234V236H58L59 235V237H61L60 239L58 238V237H56V236H54ZM133 234V235H132ZM145 234V235H144ZM198 234V235H197ZM201 234V235H200ZM61 235V236H60ZM101 237H100V236ZM110 235H111V237H110ZM139 235V236H138ZM150 234H148V236H149ZM174 235V236H173ZM176 235V236H175ZM189 235V236H188ZM216 236L217 235V233L216 234H212V236ZM6 236V235H5ZM38 236V237H37ZM45 236V237H44ZM97 236H99V238L101 239H99V238H97ZM103 236V237H102ZM115 236V237H114ZM117 236V237H116ZM132 236H133V238H132ZM147 237V239H145V237ZM178 236V237H177ZM2 237V238H1ZM31 237H33V238H31ZM109 237V238H108ZM118 237H119V239H118ZM135 237V238H134ZM137 237V238H136ZM140 237V238H139ZM170 237H171V241H170ZM190 237V238H189ZM200 237H202V240H201V238ZM208 237H209V239H208ZM6 238V239H5ZM44 238H46V239H44ZM57 238V239H56ZM75 238V239H76ZM97 238V239H96ZM124 238V239H123ZM126 238V239H125ZM142 238H144L143 240H141L140 241V239H142ZM186 238V239H185ZM204 238V239H203ZM34 240V242H33V240ZM76 239V240H77ZM105 239V240H104ZM112 241H111V240ZM188 239V240H187ZM190 239H191V241H190ZM195 239H196V241H195ZM23 240V241H22ZM27 240V241H26ZM31 240V241H30ZM56 240V241H55ZM119 240H121V241H119ZM135 240V241H134ZM150 240V239H149ZM48 241V243H47V245L49 244V243H51V242H53L54 243V245H55V247H56V245H58L57 243H55V242H58L59 243V245L58 246H60V245H64V244H66V246L65 247H63V246H60L61 248H62V250H63V248H65L67 251H61V253L63 254V256L61 255H57V253L61 250V248L60 247H58V248H60V249H58V252H56V250H54L53 251V249L55 248V247H53L52 246V244L50 245V247H47V245L45 246V245H43V243H45V242H47ZM55 241V242H54ZM134 241V242H133ZM138 241V242H137ZM139 241H140V243H139ZM175 241V242H174ZM188 241V242H187ZM26 242V244L28 245L29 244V246H26V244H25V247H21V246H23L22 244H24V243ZM67 242V243H66ZM86 242H88L89 244H91V245H86ZM91 242V243H90ZM104 242V243H103ZM115 243V244H113V243ZM137 242V245H135V243ZM185 242V243H184ZM191 242H196L195 244L194 243H191ZM197 242H199V243H197ZM203 242V243H202ZM7 243V242H6ZM36 243V244H35ZM62 243V244H61ZM94 243V244H93ZM145 243V242H144ZM151 243H152V241H151ZM153 243H159L158 241L156 242V241H153ZM179 243V244H178ZM188 243V244H187ZM189 243H190V245H191V247H190V245H189ZM31 244H35V245H31ZM83 244H84V246H83ZM108 244H109V246H108ZM111 244V245H110ZM132 244V245H131ZM142 244V243H141ZM146 244H147V242H146ZM148 244H149V242H148ZM185 244H187V245H185ZM197 244H198V246H197ZM201 244V245H200ZM48 245V246H49ZM75 245H77V246H75ZM94 245H95V247H94ZM98 245V246H97ZM100 245V246H99ZM102 245H103V248H102ZM135 245V246H134ZM177 245V246H176ZM200 245V246H199ZM69 246V247H68ZM72 246V247H71ZM88 246H90V247H88ZM113 246V247H112ZM182 246V247H181ZM189 246V247H188ZM194 246H196V249H198V250H196L195 248H194ZM16 248V249H14V248ZM29 247H30V249H29ZM33 247V248H32ZM45 247H47V248H45ZM52 247H53V249H52ZM79 247V249L77 250V248ZM82 249H81V248ZM95 249H94V248ZM126 247V248H125ZM186 247H188V248H186ZM22 248V249H21ZM36 248V249H35ZM45 248V250H43ZM57 248V247H56ZM75 249V251H74V253H72L73 251H71L70 249H72V250H74ZM116 248V249H115ZM129 248V249H128ZM174 248H175V250H174ZM183 248V249H182ZM34 251H33V250ZM47 249H48V251H47ZM52 249V250H51ZM103 249V250H102ZM108 249H109V251H112V253L110 252L109 253V251H108ZM161 249V250H160ZM182 249V250H181ZM0 250V251H1ZM30 250H32V251H30ZM43 250V251H42ZM95 250H97L96 252H95ZM106 250H107V252H106ZM190 250H192L191 252H190ZM194 250H196V251H194ZM24 251H26V252H28L27 254H26V252H24ZM38 251H39V253H38ZM42 251V252H41ZM141 251V252H140ZM194 251V252H193ZM7 252V253H6ZM50 253V254H48V253ZM55 252V253H54ZM68 252H70L69 253V255H68ZM97 252H100L99 254L97 253ZM118 252V253H117ZM129 252L131 253V255L129 254ZM133 252H134V254H133ZM138 252H140V253H138ZM155 252V253H154ZM186 252V253H185ZM188 252V253H187ZM12 253V254H11ZM53 253V254H52ZM67 253V255L69 256H67V255H64V254H66ZM77 253V254H76ZM94 253V254H93ZM121 253H123L125 256L127 255V257H125V256H121ZM250 253V254H249ZM14 254H15V256H14ZM33 254H34V257H32L33 256ZM54 254H56V255H54ZM72 254V255H71ZM82 256H81V255ZM103 254V255H102ZM122 254V255H123ZM8 255V256H7ZM21 255V256H20ZM36 255H37V257H36ZM50 255H52L51 257L54 259V261L51 259V257H48V256H50ZM71 255V256H70ZM92 255V256H91ZM93 255H95V258L96 259H94V256ZM105 255V256H104ZM113 255V256H114ZM116 255H115V257H116ZM128 255H130V257L128 256ZM54 256V257H53ZM57 256H58V258H57ZM75 256V257H74ZM90 256V257H89ZM104 258H107V256H109L110 258L108 259L107 258V261L105 260V259H102L103 257ZM136 256V257H135ZM144 256V257H143ZM150 256V255H149ZM163 256V257H162ZM165 256V257H164ZM168 256V258H166ZM18 257V258H17ZM93 257V258H92ZM102 257V258H101ZM114 257V258H115ZM138 257V258H137ZM50 258V259H49ZM72 258H77V259H74V260H72ZM100 258H101V260H100ZM167 259V261H166V259ZM170 258V259H169ZM10 259V260H9ZM59 259V260H58ZM65 261H64V260ZM85 259V260H84ZM98 259V260H97ZM131 259V261H137V260H132ZM49 260H52V261H50V262H48L47 263V261H49ZM77 260V261H76ZM95 260H97V261H95ZM160 260H162V262L160 261ZM15 261V262H14ZM37 262V261H36ZM55 262V263H54ZM161 262V263H160ZM164 262V263H163ZM9 263V264H10ZM108 263V264H109ZM154 264V263H153Z\"/></svg>",
    "mask_w": 264,
    "mask_h": 264
},
{
    "label": "built area",
    "instance_id": "obj_3",
    "mask_svg": "<svg viewBox=\"0 0 264 264\" xmlns=\"http://www.w3.org/2000/svg\"><path fill=\"white\" fill-rule=\"evenodd\" d=\"M83 3L86 5V8L90 11L96 9L101 4L106 2L107 0H82Z\"/></svg>",
    "mask_w": 264,
    "mask_h": 264
}]
</instances>
